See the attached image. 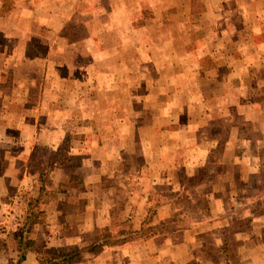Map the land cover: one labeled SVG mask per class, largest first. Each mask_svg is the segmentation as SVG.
I'll return each mask as SVG.
<instances>
[{
    "label": "crops",
    "instance_id": "1",
    "mask_svg": "<svg viewBox=\"0 0 264 264\" xmlns=\"http://www.w3.org/2000/svg\"><path fill=\"white\" fill-rule=\"evenodd\" d=\"M4 4L0 203L15 185V200L30 205L35 173L19 176L17 160L47 135V121L67 120L72 102L93 107L80 119L104 111L108 125L77 124L81 160L50 174L55 186L72 175L76 183L48 200L47 185L38 190L40 220L16 210L0 264H69L47 250L78 248L70 264H264V0H13L9 12ZM72 22L87 34L71 39ZM36 39L48 53L34 51ZM99 97L108 109H94ZM61 125L54 143L68 135ZM21 164L33 167L29 158ZM147 225L157 233L90 254L102 240L88 235L99 228L126 234Z\"/></svg>",
    "mask_w": 264,
    "mask_h": 264
},
{
    "label": "rangeland",
    "instance_id": "2",
    "mask_svg": "<svg viewBox=\"0 0 264 264\" xmlns=\"http://www.w3.org/2000/svg\"><path fill=\"white\" fill-rule=\"evenodd\" d=\"M1 1V0H0ZM5 2L4 4V12H9L11 10V5L13 3V0H2ZM0 25H2V23L0 22ZM67 34L69 35V37L71 39H80L81 37L85 36L87 34V28L83 25V24H76L75 22L69 23L67 24ZM3 31L0 30V41L3 38ZM104 43V42H103ZM180 43V42H178ZM33 47L35 48L34 51H36L37 53H48V47L46 45H43L39 42L38 39H36L35 41H33ZM103 47L107 48V42L104 43ZM183 59V58H181ZM189 60L192 58H188ZM91 63V61H90ZM209 63V61H208ZM185 78H190L193 79L194 78V74L192 72H188L185 73ZM81 95L82 97H86L88 96V100L90 101V96H94L95 95V91L91 94V91H87L86 89L81 91ZM120 96V94H117ZM54 97V96H53ZM97 97V96H96ZM106 99H103L99 97V103H101L100 105H96L94 107V109H98V107L100 109H108L109 104L106 103ZM84 105V104H83ZM82 105V106H83ZM94 105V104H93ZM50 108H53L54 105H49ZM79 105H76L75 103L72 102V104H70L68 106V108L71 110L68 113V117L67 120L61 125L60 121L57 120H49L47 121V135L43 134L42 137H37V142L34 145V148L31 151L27 150V145L24 146V152L21 153V157L18 158L17 160V166H20L19 168L20 173H18V175L20 176L21 173L27 169L28 171H30L31 175L35 173V179L37 180V185H36V193L35 195L33 194L32 197L33 199L30 201V205H22L21 200H19L18 202L15 200L16 197V192L18 190L17 186H9L7 188V190L5 191V200L2 201L0 203V235L2 234V237L0 239L1 240H6V236L8 230L11 231L12 230V226L14 225L15 221H17L18 219V215H17V211L18 212L21 210L22 214H24L27 210L30 211H34L36 213V217L34 220H40L41 219V215L38 218L39 213L41 212L40 208L43 205V194H39L38 192L41 191L40 188H46L45 186L47 185V200L49 198V196L53 197L54 196V192H57L58 190H64L66 187L69 186L70 182L76 183L75 176L72 175L73 179L69 182V183H63L64 185H59V186H55L53 183V180L50 177L51 172L55 169V167L57 165L60 164V166L63 165V163L66 162H70L72 164H77L81 158L77 157L75 155V152L80 151L79 147H81L80 143L78 142V140H80L81 138H79L78 135V129H77V124L80 122H86L88 123L87 128H93L96 130H101V131H105V129H107V125H108V115L106 112L102 111L103 113L101 114V117L98 121H91L90 119L86 120V119H80L81 114L82 115H86L87 113H90V110H92V106H85L82 107ZM98 106V107H97ZM11 110H13V107L10 108ZM82 110L81 113H79V110ZM138 111V110H137ZM48 116V115H47ZM83 117V116H82ZM84 118V117H83ZM45 116H40L39 117V122L38 123H43V125L46 124V122H44ZM63 128L67 131L66 136L63 137V140L58 143L55 142L56 138H51L50 136L54 135L55 136V130L58 129L57 126ZM60 129V128H59ZM58 129V130H59ZM140 129V127H139ZM125 139H129V138H125ZM38 141H40V143H38ZM92 141V139H91ZM90 141V142H91ZM106 154V151L100 152V155L102 157H104ZM214 156H216V159H220L221 157H223V154L221 153H215ZM234 156V154H228V158L232 159ZM31 161V163H33V167L30 165L31 168H24L23 165L21 164V162H26V159H28ZM228 159V160H230ZM35 164V165H34ZM68 164V163H67ZM36 166V167H35ZM133 172L137 173L135 169H132ZM6 168H5V174H9L8 172H6ZM15 174L16 171L12 170ZM17 174V173H16ZM32 175V176H33ZM7 178H10L9 175H7ZM181 176V174H180ZM261 182L263 181V185H264V171H262L261 176H260ZM180 185L181 187L184 188V185L186 187V180H180ZM188 185H192L190 184V182H188ZM261 185V183H260ZM28 188L31 187H27V185H23L22 186V191L23 192H27L30 193V190ZM33 190V189H32ZM39 190V191H38ZM21 192V191H20ZM181 194V195H180ZM179 195L181 197H183L185 195V191H183L182 189L179 190ZM17 198V197H16ZM184 203V202H183ZM243 204L247 205L250 204V208L253 207V204H255V201H243ZM17 205V206H16ZM235 208V207H233ZM153 207L151 208V210L149 211V215H151V217L154 215L153 214ZM20 214V212H19ZM16 216V220L13 219V216ZM20 216V215H19ZM3 217V218H1ZM11 221H10V219ZM153 220V218H152ZM152 220L148 221L151 222ZM147 223V222H146ZM121 226V225H119ZM111 228H99V231H97L95 234H89V240L90 241H97L98 240H102V242L100 241V243L96 244L92 249H90V254L91 255H98V253H100L102 251L101 246L102 245H106L107 243L110 242H122L124 240L127 239H142L144 237H149L152 235H155L156 229L155 226L153 225L152 227H149V225H147V230L146 231H139L137 233H133L132 232H127L126 234H124L123 231H111ZM4 234V235H3ZM257 247V244L255 245ZM258 248V247H257ZM248 249H252V247H248ZM79 251H81L79 248L78 249H66L65 252L62 254H59L58 251H56L55 249H50L47 250L46 256L47 259L51 258V257H55V256H60L63 254V261L65 263H69L68 261V256H73L72 258L74 259V257H77L80 253ZM89 251V250H88ZM223 252L225 253V255L229 258L230 254L233 252L232 249H223ZM264 252V249L259 248V255L261 256V253ZM234 253V252H233ZM135 256H138L135 254ZM259 256V257H260ZM232 260H234V258H232ZM73 261V260H72ZM72 261L70 263H72ZM69 263V264H70ZM231 264V263H230Z\"/></svg>",
    "mask_w": 264,
    "mask_h": 264
},
{
    "label": "trees",
    "instance_id": "3",
    "mask_svg": "<svg viewBox=\"0 0 264 264\" xmlns=\"http://www.w3.org/2000/svg\"><path fill=\"white\" fill-rule=\"evenodd\" d=\"M64 255H66V254H64ZM68 257H69V258H68V261H69V263H70V262L73 260V258H72L73 256H71V257L68 256ZM47 264H54V263H52L51 260H49V263H47Z\"/></svg>",
    "mask_w": 264,
    "mask_h": 264
},
{
    "label": "built area",
    "instance_id": "4",
    "mask_svg": "<svg viewBox=\"0 0 264 264\" xmlns=\"http://www.w3.org/2000/svg\"><path fill=\"white\" fill-rule=\"evenodd\" d=\"M13 219L16 220V216L15 215H13Z\"/></svg>",
    "mask_w": 264,
    "mask_h": 264
}]
</instances>
